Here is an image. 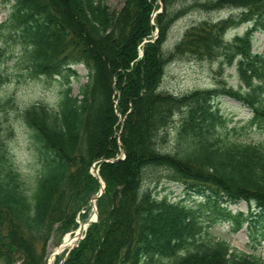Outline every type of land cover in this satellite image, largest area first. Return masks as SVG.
Segmentation results:
<instances>
[{"label":"trees","instance_id":"obj_1","mask_svg":"<svg viewBox=\"0 0 264 264\" xmlns=\"http://www.w3.org/2000/svg\"><path fill=\"white\" fill-rule=\"evenodd\" d=\"M160 1L163 11L154 18L157 0H127L116 14L106 0H16L13 21L30 45L35 75L59 76L68 85L72 66L86 62L91 72L82 101L68 88L59 110L33 105L24 111L41 163L31 182L10 159L0 125V264L46 263L52 236L76 229V212L87 201L82 197L99 189L89 173L96 162L106 182L100 219L62 264H264L263 257L231 251L210 232L196 231L204 226L192 207L169 204L141 186L144 170L166 168L185 194L200 200V212L236 228L247 223L250 237L264 239V145L233 140L215 106L221 97L237 101L251 111L250 126L264 130V54L252 52L254 35L264 31V0L208 1L203 7L244 12L189 29L168 53L162 49L166 32L181 13L171 15L172 5L182 0ZM242 23L248 26L243 35L226 36ZM155 28L159 39L152 43ZM186 56L236 65L247 91L162 92L166 63ZM115 91L116 113L127 116L121 135L126 158L111 162L119 148ZM5 105L0 98V112ZM180 111L178 150L162 151L163 132ZM242 202L248 214L231 209Z\"/></svg>","mask_w":264,"mask_h":264},{"label":"rangeland","instance_id":"obj_2","mask_svg":"<svg viewBox=\"0 0 264 264\" xmlns=\"http://www.w3.org/2000/svg\"><path fill=\"white\" fill-rule=\"evenodd\" d=\"M126 1L106 0V6L110 14H116ZM208 1L216 2V0H182L172 5L171 15H175L179 11L181 13L176 15L172 23L169 24L166 32L167 39L162 48L165 53L171 52L182 41L189 29L203 25L215 26L228 20L231 21L244 12L243 9L237 6L232 7L229 5H216L215 7L213 5L212 8L203 7ZM15 3L16 0H0V74L3 79V83L0 85V98L6 102L5 107L0 112V125L4 147L10 159L20 171L22 178L27 182H31L41 170V163L35 154L30 139V131L22 117L24 111L33 105L45 106L51 111L59 110L63 96H65L64 93L68 88L71 90L70 97L82 101L84 99L82 91L90 81L91 70L85 64L86 62L72 66L74 71L71 72L72 75L68 85L65 83L64 78L59 76L55 79H49L46 76L35 75L36 73H33L28 56L31 51L28 50L30 45L22 35L21 29L16 27L13 21ZM162 11L163 3L157 0L153 17L155 18ZM153 24L155 25V23ZM229 24L233 25L234 23ZM247 27L242 23L226 33V36L233 38L236 34L243 35ZM159 33V28H155L151 33L150 42L158 41ZM252 52L257 55L264 54V31L254 35ZM219 62L220 60L213 61L210 58H205V56L201 58L186 56L181 59L170 60L165 66L160 90L176 96L186 95L195 90L214 88L232 89L235 92L247 91L246 85L238 73L237 66L221 65ZM112 97L115 103L119 99V92L115 91ZM116 105L115 103V113L117 111ZM215 106L224 115L226 128L233 140L243 144L264 145V130L250 126L248 122L252 117V113L247 107L227 97L217 99ZM116 115L118 123L115 137L119 148L116 157L112 159L113 162L126 158L125 152L121 148V135L127 116L120 113H116ZM183 120L184 116L180 111L174 116L166 132H163L162 142H160L162 151L175 153L178 150L176 139ZM97 163L89 168V173L98 181V191L92 194L90 199H83L82 197V200L87 199V201L76 212V229L68 232L59 230L52 236L48 244V258L45 264H50L51 260L52 264H62L71 253L67 249L57 254L66 236L74 237L81 226H84L82 239L84 240L90 226L99 222L98 202L106 192V182L101 177L100 165H97ZM103 186V193L93 204V197L102 192ZM141 186L142 191H150L159 199L167 198L169 204L182 202L192 207L196 212L195 215L200 216L204 226V228L197 227L196 231L201 230V233L210 232L225 241L230 246L231 251H244L264 258V239L250 237L247 223L241 228H236V226L224 222L222 219L213 220L205 211L200 212L198 210L200 200H197V197H193V195L188 196L185 194V186L173 181L168 169L147 168L143 172ZM103 200L107 201L104 198ZM231 209L245 214L250 211L245 202L233 206ZM90 222L92 223L90 224Z\"/></svg>","mask_w":264,"mask_h":264},{"label":"water","instance_id":"obj_3","mask_svg":"<svg viewBox=\"0 0 264 264\" xmlns=\"http://www.w3.org/2000/svg\"><path fill=\"white\" fill-rule=\"evenodd\" d=\"M109 161H111V162H113L114 160H109ZM109 161H107V162H109ZM101 181V180H100ZM102 182V181H101ZM103 191H104V186H103V188H102V192H100V194H98L97 196H94L93 197V200H92V203L94 204V202H96V200L101 196V194L103 193ZM92 222H90V224H91ZM84 226H81V228H80V232L79 233H77V237H78V239H77V241H76V243H75V245L73 246V247H71V248H69V251H72L76 246H78V244L80 243V241L83 239V231H84ZM63 244H64V242H63ZM63 244L61 245V250L57 253V254H59L60 252H62L63 250H62V248H63Z\"/></svg>","mask_w":264,"mask_h":264},{"label":"bare ground","instance_id":"obj_4","mask_svg":"<svg viewBox=\"0 0 264 264\" xmlns=\"http://www.w3.org/2000/svg\"><path fill=\"white\" fill-rule=\"evenodd\" d=\"M79 232H80V230L77 233H79ZM77 233L74 235V237H71L69 235L66 236V238L64 240L63 248H62L63 251L67 250V249H69L75 245V243L78 239ZM60 250H61V248L58 249V251H60ZM51 262H52V260H51ZM51 262H50V264H52Z\"/></svg>","mask_w":264,"mask_h":264}]
</instances>
